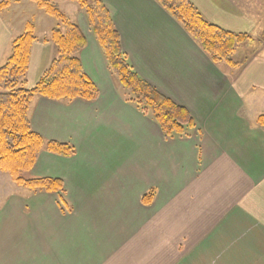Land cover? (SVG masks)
<instances>
[{"label": "crops", "instance_id": "1", "mask_svg": "<svg viewBox=\"0 0 264 264\" xmlns=\"http://www.w3.org/2000/svg\"><path fill=\"white\" fill-rule=\"evenodd\" d=\"M101 1L133 69L186 109L195 127L167 137L128 102L76 15L86 38L82 68L99 96L33 101L32 129L70 143L75 154L39 153L31 174L60 179L63 193L25 199L43 202L38 216L24 210L39 222L38 241L32 226L19 262L12 255L0 264H264V0H189L210 23L257 36L256 47H237L235 65L213 63L155 0ZM28 21L36 35L26 75L32 87L54 57L44 38L56 22L30 0L0 11V64ZM5 218L0 238L11 243Z\"/></svg>", "mask_w": 264, "mask_h": 264}, {"label": "trees", "instance_id": "2", "mask_svg": "<svg viewBox=\"0 0 264 264\" xmlns=\"http://www.w3.org/2000/svg\"><path fill=\"white\" fill-rule=\"evenodd\" d=\"M31 1L56 22L44 38L53 43L55 54L35 85L28 87L26 75L31 47L36 40L34 23L28 21L22 33L10 42L8 56L0 64V171L9 173L16 185L26 189L60 193L63 191L60 179L30 176L28 173L41 151L71 157L75 149L67 142L47 140L32 129V103L37 97L63 102L76 99L92 102L98 98L99 90L82 68L79 54L86 47V38L78 23L55 0ZM70 1L83 11L106 66L122 87L126 100L150 116L165 136L188 135L195 127L193 117L186 109L160 94L133 69L121 48L106 5L101 0ZM155 1L215 64L235 65L232 55L237 47L252 40L248 34L229 32L210 23L189 0ZM9 5V0H1L0 11ZM263 118H258L259 123L264 124ZM153 196L152 189L147 191L143 195V203L150 204Z\"/></svg>", "mask_w": 264, "mask_h": 264}, {"label": "rangeland", "instance_id": "3", "mask_svg": "<svg viewBox=\"0 0 264 264\" xmlns=\"http://www.w3.org/2000/svg\"><path fill=\"white\" fill-rule=\"evenodd\" d=\"M58 3L62 7V10L70 18L72 17L71 18L72 20L73 19L75 20L76 15L78 16L81 13L85 19L83 11L78 7L76 3L71 2L70 0H58ZM85 22H86V19H85ZM88 30H89L88 32L91 34L89 27H88ZM247 44L251 46L252 48L256 47L258 45L257 36H254L253 40L249 41ZM33 168L28 173L30 176H33L31 174V171L33 170ZM28 174L26 175V177H28ZM36 193H45V192L44 191H32L24 187L18 186L12 181L9 173L0 171V211L2 212L0 213V216L1 217L6 216L5 229L8 228L7 231L9 230L11 231V237H12L11 243L9 242L8 238H7L8 240H1L0 238V250H1L0 259L4 263L5 262L12 263L13 262L12 255H14V262H19L18 254H24L25 252L24 249L28 248L27 246H29V240L26 237L29 235L28 229H30V227L32 226H33L31 228V233H33L31 235L32 240L33 238H35L36 241H38L39 222L33 225L32 221H34V219L24 216V210L26 211V208L27 209L30 208L32 212H36L37 214H35L34 216H38L40 214V210L43 207L42 200L34 199V198L30 202L25 200L30 195H35ZM61 193H63V191L60 192V194ZM9 216L12 217L10 222L7 221V218ZM14 243H15V246H14ZM3 247H5L6 249L5 250L2 249Z\"/></svg>", "mask_w": 264, "mask_h": 264}]
</instances>
